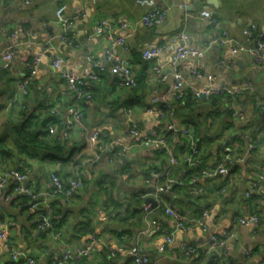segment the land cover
<instances>
[{"label":"crops","instance_id":"crops-1","mask_svg":"<svg viewBox=\"0 0 264 264\" xmlns=\"http://www.w3.org/2000/svg\"><path fill=\"white\" fill-rule=\"evenodd\" d=\"M155 2L166 12V17L161 24L153 27L143 24L141 19L145 7L138 0H6L0 7V50L18 44L10 68L0 67V140L12 152L11 155L0 154V168L23 164L28 169L33 187L48 191L51 189L52 172L57 170L59 177L66 182L73 177L76 162H85L82 166L83 185L76 198L69 203L60 196L51 200L54 203L50 217L54 221L53 231L61 232L59 239L36 229L35 213L29 209L27 199L0 198V229L5 230L15 245L34 260L33 264H51L67 247L82 245L87 232H95L97 236L96 255L76 264H134L126 253L110 257L107 248L128 247L137 241L144 253L159 264H204L210 257L206 259L200 254L185 256L181 246L184 243L212 244L211 236L221 238L226 232H234L236 237L228 238L222 247L217 248L221 261L215 264H226L231 259L234 264H264V179L259 178L264 174V134L255 140L254 147L243 162L229 167L225 176L213 174L214 163L225 146L231 142L232 153L243 152L250 133L264 130L261 121L264 117V66L249 52L232 54L228 43L213 42L216 31L207 20L199 17L202 9L213 11L227 36L250 46L252 43L246 41L243 30L255 25L264 36V0ZM61 4H66L65 14L72 21L70 30L76 44H69L61 38L62 26L55 21L56 9ZM113 17L127 22L126 28L116 27L113 33L125 37L128 48L122 52L118 49L117 52L127 58L135 70L140 68L135 54L157 44L162 47L159 62L167 63L178 46L177 35L184 31L186 46L206 47L204 56L199 60L188 57L181 62L180 70L186 86L244 87L251 84L252 91L246 90L230 98L211 95L200 100L172 99L177 109L175 126H188L193 136L198 138L202 164L189 167L180 163L171 167L168 158L151 147L133 148L112 161L108 160L109 150L94 153L86 145L87 131H106L109 137H113L127 133L130 123H136L143 131L151 128L165 131L163 120L146 111L152 103V86L146 81L145 88H140V91L119 86L108 72H103L101 80L91 85L93 97L84 104L81 124L71 134L69 147L73 148V155L70 158L62 159L27 149L20 153L14 147L9 125L20 122L21 115L44 116L46 109L53 105L65 113L70 105L71 98L60 77L61 70L51 66V54L67 58L63 69L73 71L87 66L91 57L103 59L108 46L103 34L96 32V25L102 18ZM26 28L30 34L24 32ZM13 30L18 32V38L11 36ZM46 45L50 46L48 51L44 50ZM38 54H41V59L27 93L13 100L17 83L27 75L28 65ZM262 56L264 58V51ZM148 66L149 62L145 77L149 75ZM194 67L199 70L198 78L191 73ZM157 88L165 90L161 84H157ZM128 108L131 110L129 116L124 112ZM233 108L242 110L246 120L240 122L235 119L231 115ZM180 141L179 136L172 140V149L177 153L182 151ZM151 169L158 172L157 178H151ZM192 172L197 177L195 184L203 189L196 198L187 189ZM169 176L175 178L174 186L161 197L167 204L185 213L191 228L176 229L174 220L164 214L160 204L156 209V218L162 229L150 236L139 235L144 225L143 212L135 214L133 208L140 205L137 201L140 193L154 190ZM250 180H258L261 195L245 196ZM205 208L209 210V215L205 221L207 228L203 230L199 220ZM252 213L260 217L258 226L237 222L238 217ZM165 229L174 230V239L170 247L163 250ZM0 264L26 263L13 262L0 239Z\"/></svg>","mask_w":264,"mask_h":264},{"label":"built area","instance_id":"built-area-1","mask_svg":"<svg viewBox=\"0 0 264 264\" xmlns=\"http://www.w3.org/2000/svg\"><path fill=\"white\" fill-rule=\"evenodd\" d=\"M6 0H0V7ZM145 7V13L142 16V22L147 27H153L161 24L166 17V12L156 4L155 0H138ZM183 8L184 4L181 3ZM66 4H61L56 9V22L62 26L61 38L69 44H76L75 38L72 36L70 27L72 26L71 19L65 14ZM201 19L207 20L213 29L216 31L213 42L228 43L232 54L238 52H249L254 59L264 66V36L256 29L255 25H251L243 30L246 41H251L250 46L244 43L237 42L227 36V32L220 27V22L216 18L213 11L202 9L199 12ZM124 29L127 27V22L120 17L102 18L96 25V32L102 33L107 43V49L103 59L91 57L88 65L77 71L63 69L67 58L57 53H52L50 56L51 66L54 69L61 70L62 79L65 82L66 90L71 98L69 107L65 113L57 106L53 105L47 108V111L52 116V120L47 126L45 135L55 137L61 141H69L71 134L78 125L81 124L84 104L90 101L93 97L92 86L101 80L103 72H108L113 78L114 83L126 88H135L137 86L136 70L130 61L121 55L120 52L128 48L124 36L115 35L114 28ZM26 34H30L29 29H25ZM11 36L18 38V32L12 31ZM187 35L184 31H180L177 35L178 46L175 49L172 57L167 63L159 62V55L162 51L160 45L144 48L141 50V57L149 62V75L146 77V82L152 86V103L146 107L149 114L158 116L164 122L165 131L161 132L156 128H151L148 131H143L136 123H130V127L125 134L109 137L106 131L100 133L87 131L86 145H88L94 153H101L109 150V161L120 158L125 153L133 148L151 147L159 150L168 158L171 167L177 166L180 163L193 167L197 164H202L200 158L201 149L197 146V140L191 133L188 126L177 127L174 122V106L173 100H179L184 94L190 93L192 99L200 100L211 95H221L225 97H235L247 91H252L251 84L244 87L239 86H186V82L182 76L180 65L181 62L188 57L199 60L206 52V47L200 49L188 47L185 44ZM18 41H21L20 39ZM49 45L44 46V50L48 51ZM121 50L117 52V50ZM18 51V44L10 46L4 50H0V67L1 69H9L14 55ZM41 54L35 55L31 63L28 65V73L17 83V91L14 94L13 100H18L20 94H26L30 82L32 81L35 68ZM192 75L195 78L200 77L197 67L192 69ZM157 84L165 86V90L161 91L157 88ZM125 114L130 115V108L125 109ZM130 112V113H129ZM232 116L240 122L246 120L245 114L239 108L232 109ZM264 134V130L255 134H251L246 139V149L241 155L233 156L231 152V142L222 149L220 155L214 163V173L226 175L229 171L227 164L243 162L246 155L254 147L255 140ZM179 136L181 139V152L177 153L172 149V140ZM128 137V139H127ZM179 154V155H178ZM96 156V155H95ZM98 155L96 156V158ZM93 162H95L93 160ZM84 160H78L74 165L73 177L66 182L63 181L58 174L52 172L50 174L51 189L48 191L38 190L33 187L29 177L28 169L25 165L0 168V198L3 200H11L19 196L28 198L29 209L35 213V227L37 230L49 232L52 238L59 239L60 231H53V222L50 217L52 212L51 200L53 197L60 196L65 202H72L79 193L83 185L84 171L82 166ZM151 178H157L158 172L151 169ZM195 172L190 173L187 187L188 193L192 196L202 194V187L195 184ZM264 179V174L259 176ZM175 183V178L169 176L164 184L157 185L154 190L141 192L139 195L141 208L143 212L144 225L141 228L139 235H153L156 231L162 229L161 223L156 218V209L162 204V211L174 220L175 228L179 230L190 229L192 224L189 218L182 211L176 209L170 204H167L161 197V194L171 190ZM223 187V186H222ZM221 190V189H220ZM217 190V192H220ZM261 187L258 180H250L245 192L246 197L261 195ZM146 198H152L156 202V206L150 208V202H145ZM158 206V207H157ZM209 215V210H202L199 225L203 230H206V218ZM104 219L106 217L104 216ZM237 222L242 225L260 224V217L257 214H249L237 218ZM164 242L163 250L170 247L174 239V230H163ZM234 232H226L223 237L219 238L211 236L212 244L194 245L184 243L181 246V251L185 256L194 257L200 254L204 258L212 257L214 262H220L221 253L217 248L222 247L228 238H235ZM0 239L7 254L14 261H22L26 264H33L34 260L25 255L16 245L13 239L6 235L5 230L0 229ZM97 236L95 232H87L86 241L79 246L67 247L61 255L56 256L51 264H76L84 258H92L96 255ZM107 253L114 258L119 253L128 254L134 264H159L157 260L150 258L144 251L140 243L137 241L134 245L124 247L119 245L116 247H108Z\"/></svg>","mask_w":264,"mask_h":264},{"label":"trees","instance_id":"trees-1","mask_svg":"<svg viewBox=\"0 0 264 264\" xmlns=\"http://www.w3.org/2000/svg\"><path fill=\"white\" fill-rule=\"evenodd\" d=\"M135 55H136V59H137L138 63L140 62V68H138V70L136 68L137 86L135 88H133V90L138 89V91H140V88L144 89L146 86L145 70L147 69V61L141 57V52L138 54L136 53ZM134 95H136V94H134ZM186 98L193 100L190 96V93H187V92L179 100H184ZM118 107H120V106H118ZM176 111H177V109H175V106H174V115H175ZM231 115H232V110H231ZM20 118H21L20 122L16 123L15 125H11V124L9 125L10 130H12V133H13V143L15 145L14 147L16 149H18L20 153H22L23 151H26L25 149H27L31 152L35 150L36 153L41 152V153H45V154H48L51 156L60 157L62 159H63V157L68 159L73 155V148L69 147L70 146L69 145L70 140L69 141H61V140L56 139L55 137H49V136L45 135L46 130H47V126L50 123V121L52 120V116L49 114L47 109H46V114L44 116L40 115L37 117L34 114H30V115H24L23 114V115H21ZM261 121H262V123H264V117L261 119ZM254 126H255V122H254ZM259 131H262V130H257V131L251 132V134H255ZM195 139L197 140V146L201 149L198 138L195 137ZM157 151L161 155H163V153L161 151H159V150H157ZM230 153L233 156H238V155H241L243 152H241V150H240V151H238V153H232V149H231ZM0 154L1 155H5V154L11 155L12 154L11 149L1 140H0ZM200 158H201V156H200ZM234 164L235 163H232V164L230 163V164H227V166L232 167V166H234ZM17 167H19V166H17ZM55 173L57 174V170L55 171ZM173 186H174V184L172 185V187ZM198 196L199 195L195 196V198ZM17 198H25L28 200V198L22 197V196H19ZM138 199L139 200H137V201H139L140 205L139 206L137 205L136 207L133 208V211L135 212V214H139L140 211L142 212L141 201H140V198H138ZM53 203L51 202L52 208H53ZM139 219H140V216L138 217V220ZM52 222L54 224L53 220H52ZM212 257H210V259H213ZM13 262H14V260H13ZM15 262H22V261H15ZM213 263L215 264L214 261H213Z\"/></svg>","mask_w":264,"mask_h":264},{"label":"water","instance_id":"water-1","mask_svg":"<svg viewBox=\"0 0 264 264\" xmlns=\"http://www.w3.org/2000/svg\"><path fill=\"white\" fill-rule=\"evenodd\" d=\"M145 202H150L151 206L150 208H153L156 206V202L152 198H146ZM204 264H214L212 259H208ZM226 264H234V261L231 259Z\"/></svg>","mask_w":264,"mask_h":264}]
</instances>
